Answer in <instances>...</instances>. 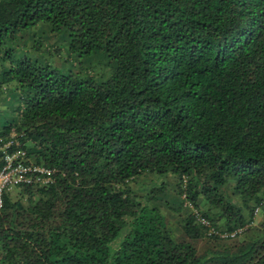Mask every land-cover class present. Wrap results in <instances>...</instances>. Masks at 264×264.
<instances>
[{"label":"trees","instance_id":"1","mask_svg":"<svg viewBox=\"0 0 264 264\" xmlns=\"http://www.w3.org/2000/svg\"><path fill=\"white\" fill-rule=\"evenodd\" d=\"M37 22L88 63L6 43ZM9 82L53 180L3 192L0 264H264V0H0Z\"/></svg>","mask_w":264,"mask_h":264},{"label":"rangeland","instance_id":"2","mask_svg":"<svg viewBox=\"0 0 264 264\" xmlns=\"http://www.w3.org/2000/svg\"><path fill=\"white\" fill-rule=\"evenodd\" d=\"M35 39L39 40L41 45L39 49H35L32 46V42ZM6 43L14 45L17 51H26L30 56L36 57L40 60L46 59L52 65L57 66L61 70L67 68H74L79 60L84 63L85 58L83 55H77L76 52L67 50L65 45V32L62 34L56 31H51L49 25L43 22H37L34 26L29 29H23L6 40ZM88 63V61H85ZM15 87L12 82L0 88V127L1 125L10 120L15 115V108L20 103L18 90L15 91ZM141 184L148 182V177L141 176ZM173 184L170 179L168 186ZM133 185H137L133 183ZM171 189V187H169ZM172 192V190H170ZM170 196V195H169ZM170 201V199H168ZM188 207V206H187ZM186 208V206H185ZM189 209V208H188Z\"/></svg>","mask_w":264,"mask_h":264},{"label":"built area","instance_id":"3","mask_svg":"<svg viewBox=\"0 0 264 264\" xmlns=\"http://www.w3.org/2000/svg\"><path fill=\"white\" fill-rule=\"evenodd\" d=\"M20 136L21 133L11 131L7 137H0V205L3 192L12 186L44 185L53 180V168L27 159L26 151L19 139ZM184 203L188 206L195 221L204 226L206 234L231 236L241 230V227L230 231L218 230L212 226L206 216L198 211L197 201H184Z\"/></svg>","mask_w":264,"mask_h":264}]
</instances>
